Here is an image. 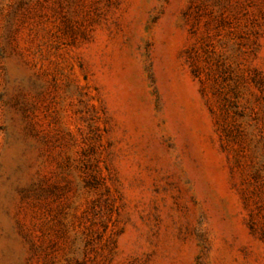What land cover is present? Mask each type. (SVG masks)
Returning <instances> with one entry per match:
<instances>
[{"label":"rangeland","instance_id":"374dc122","mask_svg":"<svg viewBox=\"0 0 264 264\" xmlns=\"http://www.w3.org/2000/svg\"><path fill=\"white\" fill-rule=\"evenodd\" d=\"M0 264H264V0H0Z\"/></svg>","mask_w":264,"mask_h":264}]
</instances>
